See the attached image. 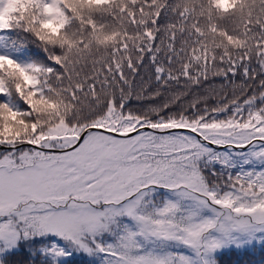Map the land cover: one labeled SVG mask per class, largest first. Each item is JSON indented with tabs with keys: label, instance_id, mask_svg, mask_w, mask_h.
Listing matches in <instances>:
<instances>
[{
	"label": "snow or ice",
	"instance_id": "6c2138e0",
	"mask_svg": "<svg viewBox=\"0 0 264 264\" xmlns=\"http://www.w3.org/2000/svg\"><path fill=\"white\" fill-rule=\"evenodd\" d=\"M0 264H264V0H0Z\"/></svg>",
	"mask_w": 264,
	"mask_h": 264
}]
</instances>
